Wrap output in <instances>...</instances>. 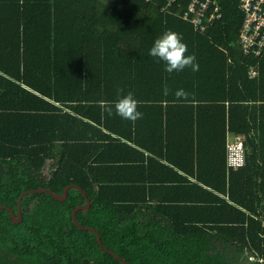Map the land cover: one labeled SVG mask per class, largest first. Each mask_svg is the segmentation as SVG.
<instances>
[{"label":"trees","instance_id":"obj_1","mask_svg":"<svg viewBox=\"0 0 264 264\" xmlns=\"http://www.w3.org/2000/svg\"><path fill=\"white\" fill-rule=\"evenodd\" d=\"M215 1L222 20L197 33L162 13L166 0H0V206L17 216L22 193L76 186L91 201L78 222L126 264H264V55L237 45L239 0ZM165 30L198 71L167 73L149 56ZM129 92L143 117H108L104 104ZM144 122L181 142L187 177L166 204L123 178L124 148H147ZM239 135L247 166L228 170ZM86 204L76 189L63 202L28 194L17 224L0 209V264H122L75 224Z\"/></svg>","mask_w":264,"mask_h":264},{"label":"built area","instance_id":"obj_2","mask_svg":"<svg viewBox=\"0 0 264 264\" xmlns=\"http://www.w3.org/2000/svg\"><path fill=\"white\" fill-rule=\"evenodd\" d=\"M151 3L153 0H139ZM243 21L237 45L241 52L254 59L264 55V0H239ZM166 15L176 16L190 24L197 33H204L222 20L220 4L215 0H166L162 9ZM257 72L254 71V75ZM228 170L239 171L247 166V147L244 136H232L226 141Z\"/></svg>","mask_w":264,"mask_h":264},{"label":"crops","instance_id":"obj_3","mask_svg":"<svg viewBox=\"0 0 264 264\" xmlns=\"http://www.w3.org/2000/svg\"><path fill=\"white\" fill-rule=\"evenodd\" d=\"M139 129L141 132L142 130H145L143 132H147L146 130L149 132L146 134V139L144 136L142 138V143L147 148L139 147L133 141L134 139L128 143L129 145L127 146L130 148H124V155L127 161L126 167H124L123 178L129 180L131 183L136 182L137 186L144 185L145 191L149 189V191L155 194L156 199L162 200L165 204L176 200L178 198L176 193L178 180L180 176L187 177L175 164L180 157L178 145L181 142L173 139L170 147L167 144H163L166 142L161 137V125L144 122L140 124ZM106 157L111 156L110 154H106ZM168 157L171 158V163ZM130 158L132 160H129ZM100 178L106 177L101 176Z\"/></svg>","mask_w":264,"mask_h":264},{"label":"clouds","instance_id":"obj_4","mask_svg":"<svg viewBox=\"0 0 264 264\" xmlns=\"http://www.w3.org/2000/svg\"><path fill=\"white\" fill-rule=\"evenodd\" d=\"M182 36L172 30H165L158 36L151 48L149 56L156 58L164 63V70L167 73L180 72L185 68H190L193 72L199 70V65L196 63L194 55H185L188 51L187 45L182 42ZM118 93L120 90H117ZM163 94L167 96L169 90L164 88ZM174 96L180 100H186L189 96L183 89H178L174 92ZM138 101L134 99L133 94L129 92L127 95L121 96L114 103H105L104 112L108 117L117 115L124 120L135 122L143 117V113L137 110Z\"/></svg>","mask_w":264,"mask_h":264},{"label":"water","instance_id":"obj_5","mask_svg":"<svg viewBox=\"0 0 264 264\" xmlns=\"http://www.w3.org/2000/svg\"><path fill=\"white\" fill-rule=\"evenodd\" d=\"M71 189H76V190L80 191L83 194V196L86 198V201H87V204L85 206H78L72 213V218H73L75 224L77 225V227L80 230H84V231H89V232L95 233L97 235V238H98L99 246L104 251H106L110 255L114 256V258L116 260H118L122 264H126L122 259L119 258L118 255H116L114 252H112L109 249L104 247L103 242H102V237H101L100 233L96 229L91 228V227H84L78 222L77 213L79 211H81V210H89V208L91 207V201L89 200V198L86 196V194L79 187H76V186L67 187L64 190L63 196H58V195L54 194L53 192L47 191V190H39V191H34V192L22 193L20 195V197L18 198V202H17V216L14 214V212L11 209H9L7 207L0 206V209L8 211L9 214H10L12 222L17 224V223L22 221V214L19 213L20 212V205H21L22 198H24L26 195H28V194H47V195H52L55 200L63 202L66 199L67 192H69V190H71Z\"/></svg>","mask_w":264,"mask_h":264}]
</instances>
